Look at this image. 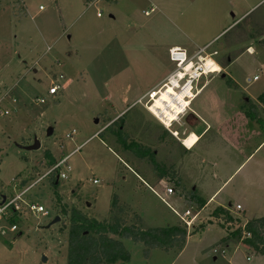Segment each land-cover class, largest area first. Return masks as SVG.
<instances>
[{
  "label": "rangeland",
  "instance_id": "374dc122",
  "mask_svg": "<svg viewBox=\"0 0 264 264\" xmlns=\"http://www.w3.org/2000/svg\"><path fill=\"white\" fill-rule=\"evenodd\" d=\"M72 1L0 0V109L8 111L0 115V203L67 159V178H58L60 200L47 177L24 195L49 215H26L15 232L1 223L0 264H68L71 210L109 219L113 194L142 217V229L186 225L180 215L199 211L186 225L191 235L182 249H151L146 256L142 243L122 239L130 253L122 264H264V255L238 240L221 243L237 226L229 230L213 217L219 205L242 221L264 216V143L246 161L261 143L260 135L248 140L246 131L256 126L264 136V108L262 126L240 111L264 92V0H76L79 7L67 13ZM178 42L190 53L213 43L221 67L199 81L198 87L207 83L172 127L181 139L190 131L199 135L191 149L165 135L137 102L175 68L169 47ZM56 80L65 86L50 96ZM120 116L129 140L153 156L116 143L106 128ZM105 117L112 118L108 125ZM37 142L38 149H27ZM215 192L199 207L197 197Z\"/></svg>",
  "mask_w": 264,
  "mask_h": 264
},
{
  "label": "trees",
  "instance_id": "16d2710c",
  "mask_svg": "<svg viewBox=\"0 0 264 264\" xmlns=\"http://www.w3.org/2000/svg\"><path fill=\"white\" fill-rule=\"evenodd\" d=\"M20 3L17 1L16 6ZM23 9V8H22ZM24 8L22 15H26ZM234 86L231 81L227 83ZM260 106H264V92L259 96L258 103L248 99L242 106L241 112L252 122L259 126L263 125ZM108 125L112 118H104ZM123 117L112 121L106 130L112 132L115 141L120 147H125L136 155H154L147 147H142L137 141H130L124 131ZM164 134H169L164 129ZM47 156L52 158L49 152ZM60 169H53L47 176L51 190L60 200L58 195V178ZM195 195V193H194ZM199 207H203L206 201L197 197ZM109 219L99 220L96 217L85 215L73 208L70 212L67 238V263L68 264H122L130 260V253L122 239H130L133 242L142 243L145 246L144 254L149 256L151 249H160L169 252L172 249H182L191 235L185 225L176 224L168 226H156L142 229V217L132 210L131 206L122 202L117 194H113ZM119 213V214H118ZM67 214V212H65ZM128 217H132L129 221ZM213 217L227 225L228 229L236 227L242 222L240 217H235L229 207L217 206L213 211ZM24 218L15 214L12 222H20ZM132 221V222H131ZM246 229L251 232V237L245 240L244 245L256 254L264 255V216L249 219ZM196 231V230H194ZM240 227L231 230V233L221 238L220 242L228 244L229 241H237L241 236Z\"/></svg>",
  "mask_w": 264,
  "mask_h": 264
},
{
  "label": "built area",
  "instance_id": "2783aa9c",
  "mask_svg": "<svg viewBox=\"0 0 264 264\" xmlns=\"http://www.w3.org/2000/svg\"><path fill=\"white\" fill-rule=\"evenodd\" d=\"M100 0H88L91 4H98ZM42 8V7H41ZM154 11L152 7L149 11H145L146 15H149ZM97 16H101V12H97ZM213 43L199 47L195 52L189 53L186 49L182 47H172L169 49L170 60L175 63V68L155 87L147 91L144 95L140 97L137 101L143 104L145 108L157 119V121L170 132L173 136L178 137L179 134L172 127L175 123H179L184 116L188 113L191 107L193 99L202 91L207 81H205L201 86L198 87L199 81L204 77H208L213 74H219L221 72V67L213 58V56L218 55L216 49L211 51ZM208 59H212L213 63L219 65V69L214 71L211 65H208ZM258 76L254 77L257 80ZM65 85L59 80L53 81L49 88L48 94L50 96L56 95L59 91L63 90ZM3 98L0 96V104ZM15 101V99H13ZM36 102L43 103L46 102L45 98H38ZM8 111H3L0 109V115L7 114ZM71 134H67V138H72ZM67 163L66 157L60 159L52 169L48 170L41 178H39L35 183L31 184L25 190L19 192L13 197L3 196L0 203V225L1 223H6L11 232L19 230V226L16 222H12L11 218L15 214L21 217L26 215H49V211L39 203L31 202L25 199V194L27 191L41 181L44 177H47L53 169H60L59 177L67 178V173L62 167ZM97 183L98 180H93ZM167 194H173L175 190L172 187L165 188ZM164 201L165 199L162 198ZM236 211L242 210L241 205H236ZM199 211L196 214H192L191 208L186 209L185 212L180 215L181 220L188 226L191 227L194 220L197 218ZM248 220H244L237 225L240 227L242 234L238 238L240 244L245 243L246 239L251 237V232L246 229V224ZM185 225V226H186ZM3 228L0 226V233ZM215 253L218 250H214ZM226 249L222 253L226 254ZM251 257H247L250 260Z\"/></svg>",
  "mask_w": 264,
  "mask_h": 264
},
{
  "label": "crops",
  "instance_id": "0c3cea01",
  "mask_svg": "<svg viewBox=\"0 0 264 264\" xmlns=\"http://www.w3.org/2000/svg\"><path fill=\"white\" fill-rule=\"evenodd\" d=\"M69 2H71L72 0H68ZM77 7H79V3L75 0V2H73L72 1V3L69 5V6H67L66 7V9H67V13L70 11V10H74V9H76ZM26 8V7H25ZM40 9H42L41 8V6H40ZM27 11V10H26ZM27 14H28V11H27ZM64 14H65V12H64ZM244 16V15H243ZM242 16V17H243ZM241 17V18H242ZM222 33V32H221ZM216 35V34H215ZM219 35H220V33L219 34H217L216 36H213V38H212V40H215L217 37H219ZM172 47H182V48H184V49H186L189 53H190V50H191V47L189 46V45H187L186 43H183V42H178V43H173L170 47H169V49L170 48H172ZM197 48L198 47H200V46H196ZM251 49L252 50H254V48L253 47H251ZM250 53H253L252 51H249ZM232 58H230V59H228V62H230V63H232ZM217 64V63H216ZM169 73H167L160 81H158L153 87H155L158 83H160L167 75H168ZM152 87V88H153ZM151 88V89H152ZM150 90V89H149ZM148 90V91H149ZM248 100V99H247ZM252 100V99H251ZM256 103V102H255ZM257 103H258V100H257ZM261 108H264V106L262 107V106H260ZM261 108H260V110H261ZM240 111H241V107H240ZM242 113V112H241ZM261 113H262V111H261ZM191 116V115H190ZM262 117V116H261ZM263 119V118H262ZM241 124H243V123H241ZM247 124V123H246ZM191 133H193V134H195L196 136H197V139L199 140V135L198 134H196L194 131H190L184 138H180L179 136L178 137H176V138H178L181 142H182V144H184L185 146H186V148L187 149H191L193 146H191V147H189L188 145H186L185 144V139L188 137V135L189 134H191ZM179 134V133H178ZM246 134H247V139L249 140H253V138H254V136H261V143L256 147V149L254 150V152L253 153H251L247 158H246V161L257 151V149L261 146V145H263V143H264V136H263V133L262 132H260L259 130H258V128L255 126H253L252 127V130L251 131H246ZM219 191V190H218ZM217 191V192H218ZM217 192H215L211 197H209L208 199H204L205 201H206V203L204 204V206L203 207H206L207 206V204L213 199V197L216 195V193ZM216 199V198H215ZM238 205V204H237ZM220 206V205H219ZM132 208V207H131ZM134 211V210H133ZM226 236V235H225ZM225 236H223V237H225ZM222 237V238H223ZM221 240V239H220Z\"/></svg>",
  "mask_w": 264,
  "mask_h": 264
},
{
  "label": "bare ground",
  "instance_id": "6f19581e",
  "mask_svg": "<svg viewBox=\"0 0 264 264\" xmlns=\"http://www.w3.org/2000/svg\"><path fill=\"white\" fill-rule=\"evenodd\" d=\"M208 65H211L212 69H214V71H217L219 69L218 64L213 63L212 59H208ZM197 136L193 133L189 134L188 137L184 140L185 144L188 145L189 147L193 146L196 141H197Z\"/></svg>",
  "mask_w": 264,
  "mask_h": 264
},
{
  "label": "water",
  "instance_id": "95a60500",
  "mask_svg": "<svg viewBox=\"0 0 264 264\" xmlns=\"http://www.w3.org/2000/svg\"><path fill=\"white\" fill-rule=\"evenodd\" d=\"M222 77H225V74L222 75ZM52 133V130L49 131V134ZM39 143H35L33 145H30L27 147L28 150H33V149H38L39 148ZM60 220V216H56L48 225L47 227H50L52 224H55L56 222H58Z\"/></svg>",
  "mask_w": 264,
  "mask_h": 264
}]
</instances>
